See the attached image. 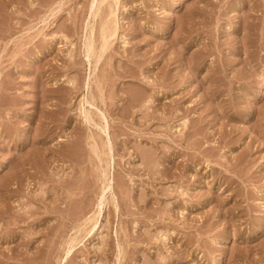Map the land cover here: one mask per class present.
<instances>
[{"label": "rangeland", "instance_id": "374dc122", "mask_svg": "<svg viewBox=\"0 0 264 264\" xmlns=\"http://www.w3.org/2000/svg\"><path fill=\"white\" fill-rule=\"evenodd\" d=\"M0 264H264V0H0Z\"/></svg>", "mask_w": 264, "mask_h": 264}, {"label": "bare ground", "instance_id": "6f19581e", "mask_svg": "<svg viewBox=\"0 0 264 264\" xmlns=\"http://www.w3.org/2000/svg\"><path fill=\"white\" fill-rule=\"evenodd\" d=\"M100 1H101V0H100ZM114 1H116V0H114ZM96 2H97V1H96ZM96 2H95V3H96ZM107 2H108V1H107ZM109 2H111V1H109ZM98 3H100V2H98ZM101 3H102V2H101ZM101 3H100V4H101ZM113 3H114V2H113ZM116 4H117V2H116ZM93 5H94V4H92V6H93ZM96 5H97V4H95V6H96ZM102 5H103V4H102ZM106 5H107V3H106ZM108 5H109V3H108ZM95 6H94V7H95ZM94 7H91V8H94ZM97 7H98V6H96V8H97ZM108 7L110 8V6H108ZM111 7H112V6H111ZM98 8H99V7H98ZM93 10H94V9H93ZM95 11L97 12L98 10H95ZM95 11H94V13H95ZM113 11H114V10H113ZM110 12H111V11H110ZM115 12H116V10H115ZM98 13H99V12H97V14H98ZM95 15H96V13H95ZM99 15H100V14H99ZM99 15H98V17H99ZM110 15H112V14H110ZM116 15H117V14H116ZM92 16H93V13H92ZM112 16H113V15H112ZM96 17H97V16H96ZM107 17H108V15H107ZM92 18H93V17H92ZM111 18H112V17H111ZM90 19H91V18H90ZM105 19L108 21L107 18H105ZM115 19H116V18H115ZM111 20H112V19H111ZM94 21H95V20H94ZM102 21H103V20H102ZM90 22H91V21H90ZM108 22H110V20H109ZM112 23H113V22H112ZM112 23H111V26H112ZM114 23H115V22H114ZM114 23H113V24H114ZM101 24H102V23H101ZM90 25H91V24H90ZM105 25H106V27L109 26V24H108V25L105 24ZM91 27H92V26H91ZM93 27H94V26H93ZM106 27L104 26V23H103V27H101V29H100V28H99V29L101 30V32H102V30H103V32H105L104 29H102V28H106ZM89 28H90V27H89ZM108 28H109V27H108ZM87 30H88V29H87ZM92 30H93V28H92ZM100 30H99V31H100ZM108 30H109V29H108ZM111 30H112V29H111ZM109 31H110V30H109ZM113 31H114V30H113ZM91 32H92V31H91ZM91 32H89V33H91ZM94 32H95V31H94ZM114 32H115V31H114ZM87 33H88V31H87ZM89 33H88V36H89ZM105 33H106V32H105ZM110 33H111V31H110ZM91 34H92V33H91ZM91 34H90V35H91ZM100 34H101V33H99V35H100ZM92 35H94V34H92ZM92 35H91V36H92ZM107 35H108V34H107ZM111 35H112V34H111ZM88 36H87V37H88ZM94 36H95V35H94ZM104 36H105V35H104ZM104 36H103V37H104ZM106 37H107V36H106ZM108 37H109V36H108ZM99 38H100V37H99ZM110 38H111V37H110ZM102 39H103V38H102ZM104 39H105V40H104ZM104 39H103L104 41L107 40L106 38H104ZM108 39H109V38H108ZM88 40H89V39H88ZM90 40H91V38H90ZM92 40L96 41V40H95V37H94V39L92 38ZM103 40H102V43H103ZM94 41H93V44H94ZM86 42H87V41H86ZM99 42H100V41H99ZM96 43H98V42H96ZM96 43H95V45H96ZM102 43H101V44H102ZM110 43H111V42H110ZM98 44H100V43H98ZM101 44H100V46H99L100 48H101ZM104 44H107V43L104 42ZM104 44H103V45H104ZM89 45L91 46V43H89ZM85 46H86V45H85ZM87 46H88V45H87ZM96 46H98V45H96ZM106 46H107V45H106ZM93 47H94V46H93ZM88 48L90 49L91 47H88ZM96 48H98V47H96ZM86 49H87V47H86ZM89 49H87V52L89 51ZM94 49H95V47H94ZM101 49H103V48H101ZM106 50H107V49H106ZM94 51H95V50H94ZM94 51H92V52L94 53ZM98 51H99V49H98ZM96 52H97V49H96ZM100 52H101V51H100ZM100 52H98V53H100ZM102 52H103V50H102ZM93 53H91V54L93 55V58H94V55L97 56V54H93ZM103 53H104V52H103ZM89 56H90V53H89ZM89 56H88V57H89ZM100 56H102V53L100 54ZM90 57H91V56H90ZM98 57H99V55H98L96 58H98ZM88 60H89V59H88ZM97 60L99 61L100 59L98 58ZM89 62H90V61H89ZM96 62H97V61H96ZM96 62H95V63H96ZM95 63H93V61H92V64H95ZM90 65H91V63H90ZM92 66H93V65H92ZM95 67H96V65H95ZM91 68H92V67H91ZM93 70H94V69H93ZM92 80H93V79H92ZM92 82H93V81H92ZM92 82H91V83H92ZM91 96H92V95H91ZM90 98H91V97H90ZM92 99L94 100L95 98H92ZM90 100H91V99H90ZM88 102H89V100H88ZM92 105H93V104H92ZM92 105H91V106H92ZM93 106H94V105H93ZM90 114H91V112H90ZM90 114H89V116H90ZM91 116H92V115H91ZM93 118H94V117H93ZM93 118H92V119H93ZM88 120H89V119H87V121H88ZM93 120H94V119H93ZM91 121H92V120H91ZM94 121H95V120H94ZM95 124H96V123H95ZM96 125H97V124H96ZM96 125H95V126H96ZM110 151H111V150H110ZM98 159H101V157L99 158V156H98ZM101 161H102V160H101ZM108 162H109V161H108ZM109 164H110V163H109ZM106 165H107V164H106ZM107 166H108V165H107ZM108 169H109V168H108ZM104 173L106 174V172H104ZM103 176H105V175H103ZM107 176H108V173H107V175L105 176V178H107ZM111 176H112V175H111ZM101 177H102V176H101ZM103 178H104V177H102V179H103ZM102 179H101V180H102ZM101 182H102V181H101ZM105 182H106V181H105ZM106 183H107V182H106ZM102 184L104 185L103 182H102ZM107 184H108V183H107ZM105 187H106V186H105ZM107 188H110V187H107ZM107 188H106V189H107ZM101 189H102V188H101ZM103 190H104V189H103ZM103 190H101V192H102ZM105 193H106V192H105ZM105 193H104V194H105ZM101 194H103V193H101ZM110 197H111V195L109 196L108 199H110ZM103 198H104V197H103ZM105 200H107V199H105ZM111 200H112V198H111ZM104 202H105V201H104ZM107 203H108V201H107ZM87 231H88V230H87ZM90 231H91V230H90ZM79 233H80V231H79ZM89 233H90V232H89ZM75 234H76V233H75ZM77 234H78V233H77ZM76 236L79 237V235H76ZM72 238H73V236H72ZM75 239H76V238L74 237V240H75ZM69 240L71 241L72 239H69ZM69 240H68V241H69ZM71 242H73V241H71ZM75 242H76V240H75ZM72 244H73V243H72ZM69 245H70V246H73V245H71V244H69ZM67 246H68V244H67ZM71 248H72V247H71ZM71 248H70V249H71ZM68 252H69V248H68Z\"/></svg>", "mask_w": 264, "mask_h": 264}]
</instances>
